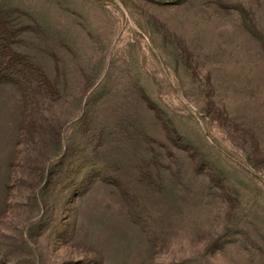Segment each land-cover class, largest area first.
I'll use <instances>...</instances> for the list:
<instances>
[{
    "label": "rangeland",
    "instance_id": "374dc122",
    "mask_svg": "<svg viewBox=\"0 0 264 264\" xmlns=\"http://www.w3.org/2000/svg\"><path fill=\"white\" fill-rule=\"evenodd\" d=\"M4 22L50 94L23 130L0 92V264H264V0H0Z\"/></svg>",
    "mask_w": 264,
    "mask_h": 264
},
{
    "label": "trees",
    "instance_id": "16d2710c",
    "mask_svg": "<svg viewBox=\"0 0 264 264\" xmlns=\"http://www.w3.org/2000/svg\"><path fill=\"white\" fill-rule=\"evenodd\" d=\"M3 28H2V27ZM0 92L6 90L13 91L19 99L20 107L23 110L20 115L22 129L32 125V114L38 106L41 96H49L48 81L44 74L35 69L32 60L19 58L18 54L11 52L10 45L7 44L12 38V33L4 22L0 25ZM50 92V91H49ZM87 184L98 178V175L89 174ZM85 182V183H86ZM86 184V185H87Z\"/></svg>",
    "mask_w": 264,
    "mask_h": 264
}]
</instances>
